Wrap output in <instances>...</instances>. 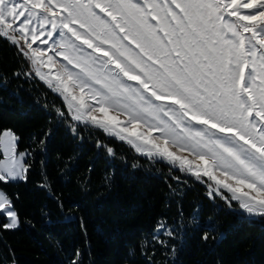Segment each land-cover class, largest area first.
<instances>
[{
	"label": "snow or ice",
	"instance_id": "6c2138e0",
	"mask_svg": "<svg viewBox=\"0 0 264 264\" xmlns=\"http://www.w3.org/2000/svg\"><path fill=\"white\" fill-rule=\"evenodd\" d=\"M0 40L55 88L74 136L102 131L264 217V0H0ZM19 140L0 132V186L28 180ZM18 199L0 187V231L19 228Z\"/></svg>",
	"mask_w": 264,
	"mask_h": 264
},
{
	"label": "trees",
	"instance_id": "16d2710c",
	"mask_svg": "<svg viewBox=\"0 0 264 264\" xmlns=\"http://www.w3.org/2000/svg\"><path fill=\"white\" fill-rule=\"evenodd\" d=\"M28 71L0 40V132L32 152L27 182L0 186L19 193L21 218L0 231V264H71L77 252L78 264H264V217L210 199L200 182L102 131L74 136L57 115L65 102Z\"/></svg>",
	"mask_w": 264,
	"mask_h": 264
},
{
	"label": "rangeland",
	"instance_id": "374dc122",
	"mask_svg": "<svg viewBox=\"0 0 264 264\" xmlns=\"http://www.w3.org/2000/svg\"><path fill=\"white\" fill-rule=\"evenodd\" d=\"M34 47H35V45H34ZM49 54H51V53H49ZM59 60H60V62L61 63H64V61H63V58L61 57V58H59ZM59 67V64L57 65V68ZM43 70V72H45V73H47V72H49V69L48 68H43L42 69ZM55 70L53 69V72H54ZM36 76L37 77H39V74H36ZM7 130H10V131H12V132H14L13 130H11V129H5V130H3V131H7ZM2 131V132H3ZM15 133V132H14ZM16 134V133H15ZM17 150H18V148H17ZM18 151H25V150H18ZM147 158H150V157H148L147 156ZM1 159H6L4 156H2V158ZM152 159V158H151ZM155 160H158V159H155ZM164 162H166V161H164ZM167 163V162H166ZM168 164V163H167ZM174 168V167H173ZM176 169V168H175ZM188 176H190V175H188ZM190 177H192V176H190ZM194 180H196L194 177H192ZM205 180L207 179L206 177L204 178ZM197 181V180H196ZM202 184V183H201ZM203 185L207 188V185L206 184H204L203 183ZM207 190H208V188H207ZM231 207H233V208H236V209H239V210H241L239 207H235V206H231ZM242 211V210H241ZM246 214V213H245ZM246 215H248V214H246ZM249 216V215H248ZM258 216V215H257ZM257 216H253V217H257ZM159 231H161V230H159Z\"/></svg>",
	"mask_w": 264,
	"mask_h": 264
},
{
	"label": "water",
	"instance_id": "95a60500",
	"mask_svg": "<svg viewBox=\"0 0 264 264\" xmlns=\"http://www.w3.org/2000/svg\"><path fill=\"white\" fill-rule=\"evenodd\" d=\"M42 80V79H41ZM45 84H47L46 83V81L45 80H42ZM48 85V84H47ZM51 89L56 93V90H55V88L54 87H51ZM57 94V93H56ZM126 144H128L127 142H125ZM129 145V144H128ZM129 146H131V145H129ZM132 148H134L133 146H131ZM136 151V150H135ZM138 154H141L142 156H145V157H147V155H144V154H142V153H140V152H138V151H136ZM203 184V183H202ZM233 210H235V211H237L238 213H242V214H245L243 211H241V210H239V209H236V208H233V207H231Z\"/></svg>",
	"mask_w": 264,
	"mask_h": 264
}]
</instances>
